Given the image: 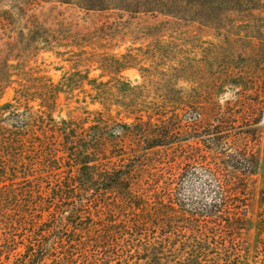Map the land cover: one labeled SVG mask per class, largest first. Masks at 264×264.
I'll return each instance as SVG.
<instances>
[{
  "label": "trees",
  "instance_id": "16d2710c",
  "mask_svg": "<svg viewBox=\"0 0 264 264\" xmlns=\"http://www.w3.org/2000/svg\"><path fill=\"white\" fill-rule=\"evenodd\" d=\"M57 1L85 9L158 11L204 24L219 13L255 8L252 0H110L102 7ZM49 31L42 23L26 26L15 43L0 46V99L15 89L11 100L0 102V264H264V192L253 252L245 237L251 224L245 176L260 161L246 149L230 152L222 126L199 129L207 95L196 101L185 95L182 107L170 111L131 107L147 126L138 143L143 149L178 143L182 127L203 143L192 145L185 161L165 170L147 167L143 175L137 171L145 164L142 155L125 157L117 142L118 125L129 124L88 106L98 101L112 111L118 104L129 114V89L140 86L119 73L138 65L136 56L129 50L107 55L102 68L116 75L93 77L86 69L66 72L56 83L26 70L33 50H54ZM78 88L86 93L78 100L80 114L57 118L61 95L68 98ZM189 177L202 189H189Z\"/></svg>",
  "mask_w": 264,
  "mask_h": 264
},
{
  "label": "rangeland",
  "instance_id": "374dc122",
  "mask_svg": "<svg viewBox=\"0 0 264 264\" xmlns=\"http://www.w3.org/2000/svg\"><path fill=\"white\" fill-rule=\"evenodd\" d=\"M84 1L102 7L110 0ZM116 1L119 5H129L119 0L111 3ZM252 3L255 8L249 12L219 13L204 24L158 11L132 13L113 6L85 9L57 0H0V46L15 43L19 29L42 23L50 30L47 35L55 48L48 50L40 45L29 53L26 70L33 68L56 83L66 72L85 73L86 69L93 77L116 75L102 68L108 63L107 55L122 56L128 50L135 55L139 64L119 73L132 86H140L129 89V114L118 104L110 106L112 111L98 101L88 106L92 110H109L117 123L129 124V129L118 125L117 142L124 145L128 153L125 157L142 155L145 164L137 163V171L143 175L147 167L165 170L175 165V161L176 164L185 161L191 146L203 143L188 136L182 127L178 143L143 149L138 143H143L142 133L147 131V126L138 123L135 114L130 113L131 107L138 104L149 111L160 106L170 111L182 107L181 99L185 95L194 101L200 95H207V102L201 106L205 108L204 123L199 129L204 124L222 126L226 130L222 141L230 147V152L246 149L260 161L256 172L245 176L251 220L245 237L253 252L264 192V1L252 0ZM81 41H86V46ZM81 49L87 53H81ZM143 65L149 70L143 71ZM14 95L15 89L10 87L0 102L11 100ZM85 95L81 88L68 98L62 94L54 115L60 118L72 112L80 114L78 100L82 101ZM87 101H91L89 97ZM114 161L119 163V157ZM196 179L189 177L186 186L199 191L202 185Z\"/></svg>",
  "mask_w": 264,
  "mask_h": 264
}]
</instances>
